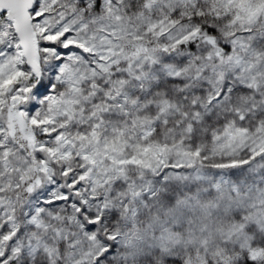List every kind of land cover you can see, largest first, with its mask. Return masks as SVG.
I'll list each match as a JSON object with an SVG mask.
<instances>
[{
	"label": "snow or ice",
	"instance_id": "obj_1",
	"mask_svg": "<svg viewBox=\"0 0 264 264\" xmlns=\"http://www.w3.org/2000/svg\"><path fill=\"white\" fill-rule=\"evenodd\" d=\"M0 264H264V0H0Z\"/></svg>",
	"mask_w": 264,
	"mask_h": 264
}]
</instances>
